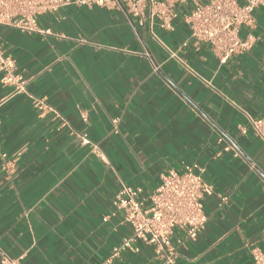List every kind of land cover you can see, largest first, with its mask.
<instances>
[{
  "label": "crops",
  "instance_id": "obj_1",
  "mask_svg": "<svg viewBox=\"0 0 264 264\" xmlns=\"http://www.w3.org/2000/svg\"><path fill=\"white\" fill-rule=\"evenodd\" d=\"M172 1L171 29L147 7L140 25L115 5L42 14L46 35L0 26V49L28 79L27 93L11 97L0 81V149L13 166L8 174L0 159V256L159 264L140 241L108 261L131 233L112 201L122 184L147 198L162 174L192 162L212 194L197 238H173L176 264H251V247L264 252V142L247 123L264 119V8L242 31L254 36L252 49L220 64L207 44H193L184 21L207 0ZM31 96L67 126L39 115Z\"/></svg>",
  "mask_w": 264,
  "mask_h": 264
},
{
  "label": "built area",
  "instance_id": "obj_2",
  "mask_svg": "<svg viewBox=\"0 0 264 264\" xmlns=\"http://www.w3.org/2000/svg\"><path fill=\"white\" fill-rule=\"evenodd\" d=\"M68 5L82 7L118 6L130 18L137 19L140 25L145 20V8L150 19L158 18L161 26L171 29V20L175 17L172 0H0V26H7L25 33L49 34L42 28L37 18L42 14L54 13ZM264 8V0H207L197 2L184 15L188 26L189 39L194 45L207 44L220 64L233 56L248 53L255 38L251 33L242 34L243 29L253 25V12ZM187 41L181 44L186 47ZM0 81L9 88L7 95L27 93L28 79L16 70V61L0 49ZM31 104L39 115L51 114L67 126L60 113L43 98L31 96ZM85 120V113H82ZM116 124L118 119H113ZM249 127L264 142V119L247 116ZM246 127H240L241 133ZM83 143L86 136H80ZM229 147H224L228 150ZM95 155L104 160V155L92 147ZM2 169L8 174L13 172L12 161L0 149ZM204 168L196 162L184 163L179 171L169 170L162 174L160 183L153 192L142 196V189L122 184L112 203L122 214V221L131 233L123 237L113 247L108 259L117 257L123 250L132 248L136 241L149 245L153 258L159 264H176L177 251L173 243L195 240L207 223L204 213V200L212 194V186L203 179ZM251 264H264V252L253 246L250 250ZM21 257H10L2 253L0 264H20Z\"/></svg>",
  "mask_w": 264,
  "mask_h": 264
}]
</instances>
